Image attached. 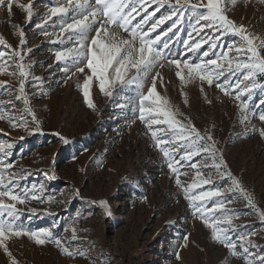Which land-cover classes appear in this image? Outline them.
<instances>
[{
    "label": "rangeland",
    "instance_id": "rangeland-1",
    "mask_svg": "<svg viewBox=\"0 0 264 264\" xmlns=\"http://www.w3.org/2000/svg\"><path fill=\"white\" fill-rule=\"evenodd\" d=\"M58 2L14 0L10 13L0 6V37L5 41L0 51L6 55L12 50L21 51L25 55L24 63L31 65L25 94L27 107L35 113L33 119L24 100L16 99L19 79L10 73L18 70L9 67L7 72H0V81L6 82L0 85V100L13 102L0 105V116L4 117L0 119V145L13 146L6 160L13 165L11 171H23L26 176L21 187L28 189V198L24 204H17L25 227L30 230L48 228L70 251L80 249L84 254L69 256L52 242L38 245L30 237L22 236L6 241L12 255L19 264H247L245 258L233 256L226 243L212 238V230L175 180L179 175L181 183L188 187L197 181V171L203 179L211 177L212 184L224 192L226 208L234 210L231 239L237 243V252L242 250L243 243L239 237L245 235L260 246L252 251L260 252L264 248V219L259 215L264 210V136L253 131L264 128V121L259 120V115L264 114V88L258 86L250 98L247 94L242 97L248 101L250 109L244 121L239 102L235 100V90L225 95L216 87V82L209 86L206 81L182 85L175 75V67L169 66L167 61L151 74L160 73L157 91L179 110L181 115L177 119L185 124L190 122L202 134H212L227 169L253 196L256 205L253 208L247 204L243 193L228 190L231 180L222 175L223 169L219 172L215 169L214 163L219 161H214L210 154L200 153L187 161L180 159L184 151L180 149L174 154L175 159L180 160L176 165L178 172L173 173L168 168V159L156 146L146 124L137 118L138 113L133 114L132 105L124 110L117 107L130 96L134 99L133 86L124 91L118 86L113 97H108L99 90L98 81L94 79L90 93L95 108L88 107L82 85L90 70L85 62L74 66L55 59L58 51L72 47L74 41H69L67 34L60 31V24L64 22L60 18L53 17L44 23L47 10ZM20 4L32 5L30 20ZM155 8L156 5H152L148 11ZM167 10V7L162 8L153 19ZM227 14L237 23H243L251 33L264 37L262 0L229 3ZM71 15L70 12L66 22H71ZM143 15L142 12L133 23ZM170 25L171 21L166 22L151 36L154 38ZM178 28L181 29L178 34L174 35L177 33L174 29L161 39L171 37L173 52L191 62H199L198 57H202L209 45L204 44L199 52L184 55L183 41L189 39L191 31L187 14ZM19 30L24 32L26 43L23 46L17 34ZM116 33L119 39L129 38V33L123 29H116ZM214 35L220 36L218 47L213 50L216 55L240 44V37L236 35H220L209 29L199 36L193 33L195 39L189 43ZM213 52L208 58H215ZM261 52L264 54V49ZM165 55H168L167 50ZM228 55L233 61L237 58L235 51ZM4 63L0 61V65ZM77 67H84L85 71L79 72ZM223 80L221 77L219 82ZM256 83L264 85V77H258ZM147 87H150V78ZM21 116L26 126H21ZM4 158V153L0 152V159ZM209 187L202 185L192 194ZM100 200L108 202L110 217L98 203ZM215 200L208 201L205 207L212 208ZM32 209L36 212L32 213ZM220 215L215 213L210 222ZM73 228L76 229L75 240ZM0 264H11L2 247Z\"/></svg>",
    "mask_w": 264,
    "mask_h": 264
},
{
    "label": "snow or ice",
    "instance_id": "snow-or-ice-1",
    "mask_svg": "<svg viewBox=\"0 0 264 264\" xmlns=\"http://www.w3.org/2000/svg\"><path fill=\"white\" fill-rule=\"evenodd\" d=\"M14 0H0V6L7 8L10 13ZM237 0H59L55 6L47 10L44 23L53 17H58L62 21L60 31L67 34L69 41H74L72 47L58 51L55 59L58 62H70L74 66L81 62L86 63V68L90 70L86 80L82 85V91L85 101L90 108H95L93 98L90 93L92 81H98L99 90L108 97H113L114 90L119 86L120 91H124L129 86H133V96H130L123 103H118L117 107L124 110L132 105L133 114L138 113V119L143 121L151 137L155 140L156 146L160 147L162 154L168 159V168L173 173L178 172L176 165L180 160H176L174 154L183 149L181 160L192 161L194 156L200 153H207L218 163H214L215 169L219 172L223 169L222 175L227 176L231 180V187L228 189L239 191L247 198V204L255 208L254 198L242 186L241 182L235 178L230 170L227 169V163L223 159L222 153L216 148L215 141L210 132L202 134L190 122L185 124L177 119L179 110L170 104L165 96H161L157 91V77L159 72L153 76V70L157 67H164L167 61L169 66L175 67V75L179 78L182 85L195 81L207 82L212 86L216 82V87L221 89L225 95H229L235 90V100L239 102L241 116L244 121L248 119L249 103L242 97L247 94L250 98L253 91L259 86L256 80L258 77H264V37L256 36L251 33L243 23H237L227 14L229 3L234 5ZM248 2V0H244ZM264 2V0H262ZM156 5L154 11L149 12L148 8ZM20 8L25 9L29 20L32 16L31 4H20ZM167 7V11L153 19L157 12ZM71 15V22H66ZM138 22L133 23L137 16H141ZM187 19L191 27L188 33V40H184V55L187 53L199 52L204 44H208V50L202 53V57H198L199 62H191L184 59L180 53L172 51L171 37L162 40L169 33H173L174 29L181 30L184 20ZM175 17V19H173ZM171 21L170 27L155 35L166 22ZM111 26H115L112 28ZM42 27V25H37ZM116 29H123L129 33L128 39H119ZM205 29L212 30L214 33L233 34L240 37V44L233 45L228 48L227 52L216 55L213 50L218 47L220 36L214 35L210 39L201 38L199 41L189 43L194 40L193 33L199 36ZM94 33V35H93ZM20 39V45L23 46L26 41L23 38V30L17 33ZM0 45H5V41L0 37ZM7 47H11L10 45ZM165 50L168 55H165ZM28 51H31L28 49ZM237 54V58L233 61L228 53ZM213 52L215 58H208L209 53ZM169 56L172 58L169 59ZM179 57V58H177ZM207 58V59H205ZM0 61H5L0 65V72H7L9 67L18 70L11 72L13 77L19 79V95L17 100L23 99L26 110L35 119V113L31 108L27 107L28 100L25 94V82L30 75V64L24 63L25 55L21 51L12 50L10 54L0 51ZM7 61H11L8 64ZM225 63L227 67H225ZM79 72H84V67H77ZM131 73V75H129ZM228 73L229 75H225ZM242 74V75H241ZM224 77L222 83L219 81ZM232 77H236L235 80ZM150 78V87L146 88V83ZM39 79V78H35ZM6 82L0 81V85ZM203 91V87H201ZM186 96V94H185ZM187 102V99L185 100ZM211 101H209L210 103ZM12 104V101L0 100V105ZM0 116V119H3ZM259 120L264 121V114L259 115ZM13 126H17L15 118H13ZM135 122V121H133ZM21 126H26L27 122L23 116L20 117ZM162 126H166L162 127ZM259 131L264 136V128L253 129ZM57 135H59L57 133ZM167 137V139H165ZM12 145H0V152L4 153V159H0V247L11 259V264H19L17 259L12 255L6 241L12 237H30L36 244L45 245L48 242L54 243L60 250L69 256L80 254L83 251L77 249L76 252L70 251L61 239L48 228L39 230H30L25 227L20 217L23 215L17 204H24L28 198V189L21 187V181L26 179L23 171L14 172L12 163L7 162L6 157L9 155ZM196 168V164H191ZM197 181L188 187H184L181 183L179 175L176 176V184L181 187L186 198L191 202L194 210L201 215L204 223L212 230V238L226 246L231 250L233 256H240L247 260V264H264V248L260 252H254L253 249L260 248L247 235L240 236L239 240L242 250L237 252V243L231 239L234 226L232 223V213L234 210L228 209L223 200L224 192L212 184L211 177L207 179L201 178V173L197 171ZM202 185H210L209 189L200 191L198 194H192L194 189L201 188ZM35 188V185L32 186ZM32 199H37L32 196ZM147 199V197H144ZM216 198L212 208H206L208 201ZM11 201V202H8ZM199 202V203H197ZM92 203H96L92 201ZM105 209L107 216H111L112 212L106 200L98 202ZM32 213L36 210L32 209ZM215 213H220V217L211 220L210 217ZM264 219V210L259 212ZM225 225V226H221ZM73 239H76V229L73 228ZM185 241L187 236L184 237ZM179 259V252L176 253Z\"/></svg>",
    "mask_w": 264,
    "mask_h": 264
}]
</instances>
